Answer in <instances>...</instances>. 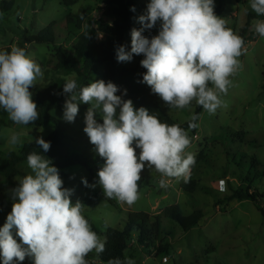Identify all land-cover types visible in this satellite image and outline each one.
I'll use <instances>...</instances> for the list:
<instances>
[{"label":"clouds","instance_id":"obj_1","mask_svg":"<svg viewBox=\"0 0 264 264\" xmlns=\"http://www.w3.org/2000/svg\"><path fill=\"white\" fill-rule=\"evenodd\" d=\"M249 2L257 16H264V0ZM214 8V0H150L146 14L138 17L141 28L131 30L130 51L124 46L116 49L118 62H130L133 55L144 56L140 61L147 70L143 82L169 110L185 109L195 101L214 114L232 86L231 77L240 67L238 58L246 49L243 38L226 26ZM157 22L159 32L149 39L143 33ZM252 30L264 38V20L253 21ZM38 78H43V71L24 48L0 50V108L17 125L39 119L38 106L29 91ZM118 91L111 81L101 79L78 87L75 79H66L63 119L74 122L79 103L90 105L83 131L105 161L97 173L98 184L105 198L131 205L139 198L145 168L158 172L160 186L167 188L170 179L187 180L195 157L187 151L191 139L185 129L161 122L145 107H134L132 100L122 99ZM97 113L103 123L97 122ZM197 119L192 115L189 129L198 127ZM20 142L19 134L11 136V144ZM35 143L45 152L50 149V142L42 137ZM27 166L31 171L11 190V212L0 227L2 264H18L26 257L34 264H88V254L102 253L105 242L83 215L85 205L79 200L72 203L74 190L64 187L51 160L32 152L27 156ZM82 182L96 186L88 185L86 179ZM107 264L135 262L115 258Z\"/></svg>","mask_w":264,"mask_h":264},{"label":"rangeland","instance_id":"obj_2","mask_svg":"<svg viewBox=\"0 0 264 264\" xmlns=\"http://www.w3.org/2000/svg\"><path fill=\"white\" fill-rule=\"evenodd\" d=\"M5 1L12 2V7L8 14L0 16V49L18 46L20 41L37 35L51 23H54L56 45L70 48L75 38L66 33L65 16L85 7L90 9V15L84 21L82 30L92 31L97 42L111 37L108 28L113 18L103 15L102 10L91 0H75L69 7L62 5L60 0ZM149 1L136 0L132 29L141 28L138 17L146 14ZM214 5L216 15L224 18L226 26L240 36L246 21V10L251 9L249 0H214ZM253 21L245 38L250 33L256 37L244 44L246 51L238 58L240 67L231 77L232 86L221 97L224 104L214 114H209L202 108L195 133L188 132L191 145L187 151L194 154L195 163L191 166L187 179L194 180L199 188L193 193L183 191L182 185L186 182L184 177L170 179L169 186L163 188L159 184L160 174L145 168L141 174L139 198L133 204L105 198L97 175L105 161L96 153L95 146L83 131L86 126L85 114L90 105L79 103V112L74 122L63 119L64 107L51 111L52 117L61 123L74 140L68 144L67 153L80 154L88 159L86 167H67L59 170V175L64 187L74 190L72 203L79 200L85 205L83 215L91 226L101 234L107 228H123L127 215L131 212H146L157 216L160 234L155 246L167 244L168 251L158 255L155 248L139 246L136 243L137 234L134 233L124 255L135 264H264V218L260 211L249 200H226L250 173L252 178L256 176L251 184V191L256 190L262 196L258 199V205L264 210V38L252 30ZM159 29L160 23L157 22L154 28L145 30L143 34H158ZM131 30L125 36L127 51L131 49ZM26 48L43 71V78H38L31 88L58 79L65 82L66 79H75L78 87L100 80L102 68L98 64L93 66L87 79H80L76 75H66L51 69L53 65H48L53 56L51 45L31 42ZM138 58V55H133L130 62L122 64L134 66ZM158 103L160 109L178 124L189 121L197 106L193 101L185 109L169 110L159 96ZM96 119L98 123H103L99 113L96 114ZM7 122L8 126L0 130V165L6 152L18 153L25 142L37 137L44 139L54 130L53 123L35 127L29 124L17 125L9 118ZM240 132H243L242 139L236 135ZM13 134H19L20 143H10ZM253 158L260 166L251 167ZM19 168L24 176L31 171L27 163L20 164ZM20 178L22 177L5 179L0 169V210L3 211L0 215V227H3L11 212V190L18 186ZM83 179L88 181V185L96 186H85ZM215 182H219V185H214ZM213 186L220 190H215ZM171 205H177L184 216L201 210L202 219L197 226L184 232L178 224L163 216L164 208ZM13 235L19 243L15 230ZM99 237L104 241L103 235ZM87 261L88 264H102L97 260L95 251ZM18 264H34V261L31 257H26Z\"/></svg>","mask_w":264,"mask_h":264},{"label":"trees","instance_id":"obj_3","mask_svg":"<svg viewBox=\"0 0 264 264\" xmlns=\"http://www.w3.org/2000/svg\"><path fill=\"white\" fill-rule=\"evenodd\" d=\"M60 1L62 5L68 7L75 3V0ZM91 1L102 10L103 15L113 18L112 24L108 28V33L111 36L110 38L97 42L94 40L92 31L82 30L84 21H86L90 15V9L85 7L79 8L75 13H68L65 16L66 33L68 36L75 38L70 48H63L56 45V38L53 35L54 23L49 24L37 35H32L23 39L19 42L18 47L24 48L27 51L26 45L31 42L51 45L53 47V56L52 60L48 61V65H53L51 69L66 75H76L77 78L80 79H87L93 66L98 64L102 68L100 80L102 79L105 82L111 81L117 85L119 91L116 94L121 96L122 99H131L136 108H147L150 114L157 116L163 123H167L168 125L178 124L160 109L158 95L154 94L150 86L143 82V75L147 70L141 66L140 61L144 59V56L142 54L138 55V61L134 66H124L122 62H118L116 59V49L119 46H124L126 51L128 49L125 36L132 29V20L135 11L133 12L131 9L134 7L136 10V0ZM11 7L12 2L5 0L0 1V16L8 14L11 11ZM253 20H264V16H257L252 9L246 10V21L240 34L244 44H246L249 39L254 40L256 37L255 34L250 33L248 38H245L250 23ZM144 35L150 39L157 34L148 32ZM0 50L10 51L11 49L9 47H4ZM64 83V80L58 79L50 81L42 86L37 85L34 88H29V91L32 93V99L37 104V110L39 112V119L35 122H31L29 125L44 127L49 123L54 124V130L44 138L45 141L50 142V149L45 152L35 143L36 139H34L25 142L20 147L18 153L6 152V157L0 165L2 176L5 179H11L17 176L23 177L24 174L19 168V165L27 163V156L32 152H36L46 159L51 160L52 165L57 167L58 170L71 166H87L88 159L83 155H70L67 153L68 144L74 140L67 134L61 123L51 115V111L61 110L67 99V95L63 93ZM201 110L202 107L197 104L194 114L199 116ZM7 120V112L4 111L3 108H0V130L8 126ZM189 121L178 125L187 132L194 134L196 128L189 129ZM195 123L197 124V120ZM236 135L241 139L243 138V132L237 133ZM138 152L139 149H137V153ZM1 154L0 152V155ZM258 166H260V164L253 158L251 160V167L256 168ZM255 177L252 178L250 173H248L243 179L242 185L235 189L226 200L231 201L236 199L252 201L264 218V210L258 205V199H261L262 196L256 190L251 191V184ZM141 182L142 180L139 181V188H141ZM182 189L189 194L199 190L197 183L191 179L186 180L182 185ZM1 214H3V211L0 210V215ZM163 216L174 221L184 232H187L198 225L199 221L202 219V212L201 210H196L184 216L177 205H171L164 208ZM91 228L98 236L103 235L105 237V250L99 255L96 254L97 260L102 264H107L109 260L115 258H119L123 261L126 258L124 253L128 249L129 241L134 233L137 234L136 243L139 246L147 249L155 248L158 255L166 254L168 251L167 244L163 245L161 243L162 245L158 244L155 246L160 234L158 218L146 212L128 213L124 226L121 229L107 228L100 234L93 226H91ZM91 255L92 252L88 254L86 260H88Z\"/></svg>","mask_w":264,"mask_h":264},{"label":"built area","instance_id":"obj_4","mask_svg":"<svg viewBox=\"0 0 264 264\" xmlns=\"http://www.w3.org/2000/svg\"><path fill=\"white\" fill-rule=\"evenodd\" d=\"M216 183L219 185V182H215V184H214V185H216ZM213 187H214V189H215V190H217V191H218V190H220V188H219V187H216V188H215V186H213Z\"/></svg>","mask_w":264,"mask_h":264}]
</instances>
